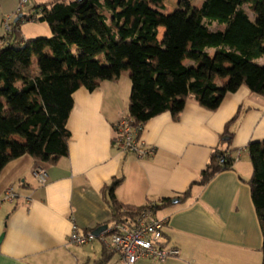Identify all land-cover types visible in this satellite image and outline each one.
Wrapping results in <instances>:
<instances>
[{"label": "crops", "instance_id": "crops-1", "mask_svg": "<svg viewBox=\"0 0 264 264\" xmlns=\"http://www.w3.org/2000/svg\"><path fill=\"white\" fill-rule=\"evenodd\" d=\"M19 1L0 0V48L9 42L3 22L18 16ZM45 1L32 0L28 7L26 0L19 15ZM179 1L173 11L179 9ZM203 1L194 5L189 0L196 8ZM244 9L253 19L250 5ZM19 31L21 35L20 27ZM158 32L162 38L164 29ZM256 63L264 66V55ZM228 81L227 77L214 80L221 88ZM130 88L126 71L100 82L93 92L77 90L66 125L70 132L67 155L53 165L24 155L2 169L0 264H96L100 260L124 264L98 241L85 246L67 244L72 225L81 232H94L111 224L112 210L104 189L114 180H120L114 195L124 206L178 200L161 205L154 217L166 221L165 241L179 250V256L136 264H262V235L247 185L252 167L246 147L264 141V97L242 86L227 93L215 111L189 97L176 121L166 112L143 124L140 139L154 152L138 159L114 143V127L128 117ZM224 137H229V144L223 143L227 142ZM215 149H228L236 159L232 169L215 175L205 186L194 185ZM39 167L46 170L44 186L34 177ZM10 188L15 198L6 201ZM187 190L188 199H177Z\"/></svg>", "mask_w": 264, "mask_h": 264}, {"label": "trees", "instance_id": "trees-1", "mask_svg": "<svg viewBox=\"0 0 264 264\" xmlns=\"http://www.w3.org/2000/svg\"><path fill=\"white\" fill-rule=\"evenodd\" d=\"M30 11L39 16L22 15L0 48V172L24 155L47 165L65 157L74 93L93 92L126 71L131 82L127 118L134 124L166 112L176 121L189 97L209 111L242 86L264 97V66L256 63L264 55V0H204L199 8L180 0L179 9L169 14L164 0H47ZM22 21L46 24L50 37L23 41ZM217 77L229 78L228 84L218 87ZM246 150L264 264V141L250 142ZM232 166L228 149H215L194 185L205 186ZM119 184L114 180L104 189L115 224L147 206L120 204L114 195ZM189 197L187 190L177 199ZM171 202L162 200L153 212Z\"/></svg>", "mask_w": 264, "mask_h": 264}, {"label": "built area", "instance_id": "built-area-1", "mask_svg": "<svg viewBox=\"0 0 264 264\" xmlns=\"http://www.w3.org/2000/svg\"><path fill=\"white\" fill-rule=\"evenodd\" d=\"M26 0H20L16 11L19 15L24 9ZM28 16L37 17L33 11L27 13ZM14 17H7L3 22L4 38L10 40L13 28ZM143 125L134 124L127 117H123L114 127V143L122 152H128L138 159H145L154 152L141 139ZM230 156V155H229ZM231 157V156H230ZM236 159H233V162ZM34 177L40 186H44L47 180L46 170L43 167L34 170ZM15 194L12 189L5 192L4 199L13 201ZM157 203H149L141 213L125 223H111L102 231L98 237L93 232H81L75 225L71 226L67 238V244L73 246H85L94 241L100 242L111 252L117 253L124 264H136L139 260H152L164 262L169 258L179 256V250L167 244L164 238L165 220H158L154 217L153 208ZM84 264V263H82Z\"/></svg>", "mask_w": 264, "mask_h": 264}, {"label": "rangeland", "instance_id": "rangeland-1", "mask_svg": "<svg viewBox=\"0 0 264 264\" xmlns=\"http://www.w3.org/2000/svg\"><path fill=\"white\" fill-rule=\"evenodd\" d=\"M32 0H28V7L32 6ZM194 5L197 4V0H194ZM165 4V13L169 14L171 11L177 7V0H164ZM179 6V2H178ZM24 10V9H23ZM22 10V11H23ZM28 12L25 11L23 15H26ZM15 17L13 18L14 21ZM21 30V37L26 40H32L38 37L47 38L50 37V30L48 26L44 23L32 22V21H22L19 24ZM103 60V56L100 57Z\"/></svg>", "mask_w": 264, "mask_h": 264}, {"label": "water", "instance_id": "water-1", "mask_svg": "<svg viewBox=\"0 0 264 264\" xmlns=\"http://www.w3.org/2000/svg\"><path fill=\"white\" fill-rule=\"evenodd\" d=\"M21 18H22V15H18V16L14 19V23H17ZM228 140H229V137H224V138H223V141H228ZM177 203H178V200H173V201H172V204H177ZM106 227H107V226H102V227H100V228H97V229L93 232V234H94L96 237H98L99 234H100L102 231H104V230L106 229ZM2 239H3V235H0V243H1Z\"/></svg>", "mask_w": 264, "mask_h": 264}]
</instances>
